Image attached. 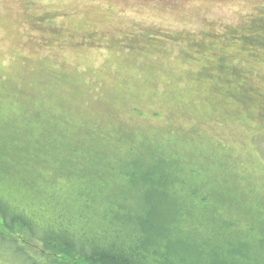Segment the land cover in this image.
Returning <instances> with one entry per match:
<instances>
[{
  "label": "rangeland",
  "instance_id": "obj_1",
  "mask_svg": "<svg viewBox=\"0 0 264 264\" xmlns=\"http://www.w3.org/2000/svg\"><path fill=\"white\" fill-rule=\"evenodd\" d=\"M134 145L178 151L207 193L227 192L183 200L179 215L172 198L154 201L206 258L188 264L237 262L218 249L234 237L214 205L241 240H264V0H0V197L27 212V225L0 230V264H91L45 251L44 237L114 243L98 222L121 192L108 193L123 181L110 162ZM97 148L110 187L65 171L69 160L88 167ZM150 198L137 195L136 217ZM130 227L140 240L142 221Z\"/></svg>",
  "mask_w": 264,
  "mask_h": 264
},
{
  "label": "trees",
  "instance_id": "obj_2",
  "mask_svg": "<svg viewBox=\"0 0 264 264\" xmlns=\"http://www.w3.org/2000/svg\"><path fill=\"white\" fill-rule=\"evenodd\" d=\"M6 126L11 125L7 124ZM48 145L50 146L49 142ZM77 147L79 146L73 144L70 139L68 140L67 151H74ZM129 147L131 158L128 161L120 164L115 163V168L114 162L116 160L112 161L113 164L110 162L111 168L116 169L119 177L123 180L122 183H117L115 188H113V185L112 188L107 185L111 182L109 179L103 178L104 175L102 173H97L100 167H104L107 164L106 160H108L100 148L93 150L94 155H91V164L88 167H82L75 163L74 160H69L63 164L65 171L70 174H76L81 177L88 175L90 179L100 181L103 184L102 186H109L108 193L110 195L114 192V189L121 190V192L114 194L116 197L110 201L112 203L104 201L101 214L104 215L106 220L98 221L105 222V226H103L105 230L113 228L111 231L116 237L114 243L107 248L106 245H101L105 242L86 241L78 247L75 243L69 242L62 236L54 235L50 231L44 237L45 244L49 248L45 251L52 250L58 256L64 254L69 256L70 260H86V262L90 261L91 264H148V260H156L157 264H174L173 260H180L182 264H188L186 260H206L198 252L199 248L196 244L189 241V244L185 245L188 240L180 236L181 229L174 225V221L179 216L174 219V215H177V213L179 215L180 207L183 205L180 202L183 200L209 203L212 197L219 198L220 195L222 198L223 195H227V192L219 184L213 185L211 183L209 185L211 191L207 193L204 189V181L199 182L200 179L193 175L194 170L187 169L181 157H176L179 155L178 151L159 147L160 149L156 150L152 148L153 152L151 148L144 145L142 147H136L135 145ZM47 151H50V147H47ZM5 166L6 169L11 167L9 162H5ZM145 193L152 197L150 198L152 201L149 200L151 206L148 210V216L139 218L135 216L136 213L132 206L137 199V195L141 196ZM167 197L172 198L176 202L177 213L166 216V213L164 216L154 215V201L166 199ZM4 200V198L0 197V202L4 205L0 206V230H4L6 227H10L13 230L12 228L15 224H21L23 227L27 225L24 219L27 212L22 211L17 215L15 208ZM80 203L88 204V199H83ZM218 207V205H214L212 208L214 219L221 228H224L223 225L226 223L224 229L233 232L234 237L232 239L226 238L227 240L224 241L222 247H218L219 251L227 252L224 258L231 259V257H234L235 259L231 260L237 262L233 264H264V240H261L262 242L241 240L247 239V236H241V230L234 231L235 223L223 220V217L217 214ZM123 209H125V213L121 215ZM75 212H77V209ZM20 215L22 216L20 217ZM140 220L145 228L142 231L143 234H140L139 240L136 227L133 228L130 225L135 224V222L139 223ZM157 221L161 224V226L158 225V229L154 227ZM215 231L217 232L216 228ZM249 242L252 244H249ZM210 244V256L215 257L214 250H217V247H213L212 242ZM190 245L195 247L192 256L189 255L187 250L185 251L181 248V246L188 248ZM236 246H238L237 249ZM224 258H218V260H223ZM213 260H216V258H213Z\"/></svg>",
  "mask_w": 264,
  "mask_h": 264
}]
</instances>
